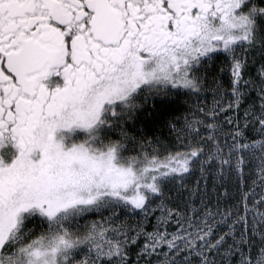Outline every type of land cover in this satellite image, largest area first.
I'll list each match as a JSON object with an SVG mask.
<instances>
[{"label": "snow or ice", "instance_id": "snow-or-ice-1", "mask_svg": "<svg viewBox=\"0 0 264 264\" xmlns=\"http://www.w3.org/2000/svg\"><path fill=\"white\" fill-rule=\"evenodd\" d=\"M0 264H264V0H0Z\"/></svg>", "mask_w": 264, "mask_h": 264}]
</instances>
